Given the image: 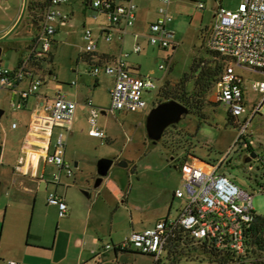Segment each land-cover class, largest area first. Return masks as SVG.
Wrapping results in <instances>:
<instances>
[{
	"label": "rangeland",
	"instance_id": "obj_1",
	"mask_svg": "<svg viewBox=\"0 0 264 264\" xmlns=\"http://www.w3.org/2000/svg\"><path fill=\"white\" fill-rule=\"evenodd\" d=\"M29 1L42 3L45 0H0L1 68L15 66L20 55L24 53V46L22 45L29 40V36L27 34L16 36V33L27 32L32 25L34 32L39 31L38 23L33 24L30 20L27 8ZM88 1L68 0V6L62 8L65 12L70 10L74 12L66 27L61 28L58 34L54 35L59 42L58 50H60L56 57L57 64L55 68L62 79L70 77L72 75L71 69L75 68L74 63L63 48L69 45L78 51L84 47L81 39L82 26L84 23L89 22L88 17L93 14L88 7ZM196 1H202L205 8L199 9ZM241 1L221 0L220 4L223 9L234 10ZM134 4L137 16L135 30L148 27L158 19V8L161 6L159 0H134ZM214 4V0L173 1L168 8V14L172 18L170 28L175 32L173 44L176 49L173 51L171 45L166 49L168 51L160 52L157 55L155 50L147 48L140 56H131L129 61L138 62L141 76H151L159 86L169 70L168 61L166 60L168 54L175 62L174 68L169 74V78L172 79L169 86L172 87L184 73L189 71L194 58L199 65L213 62L216 56L207 52L202 37L213 22ZM100 21H102L101 17L98 19V22ZM98 22L92 23L90 27L95 30ZM206 37L207 35L204 38L205 41ZM126 41V46L129 47L131 40L127 39ZM12 43H19V49H12ZM160 65L164 69L159 70ZM79 69L82 76L79 83L84 87L90 86L86 97L88 96V99L93 101L92 106L95 109L105 112V114L99 113L97 118V127L104 132L105 139L98 140L89 137L88 130L90 127L86 122L85 107L81 106L77 108L76 112V132L72 134L70 132L61 133L64 138L66 162L70 164L77 180L73 184L74 186L69 187V190L65 193V198L68 202L70 200L76 202L77 211L81 207L85 208V205L90 202L84 192L95 190L93 185L96 178L97 161L102 158L112 159L113 161L118 160V162L122 161L128 164V169L124 173L130 176V183L134 184V188L132 189L133 195L128 204L125 205L126 211L121 215L117 213L114 217V223H118L124 229V238H127L133 231L138 232L148 228L149 221L154 219L155 216L150 208L155 203L158 194L166 192L168 195L170 193L169 189H174L180 178L179 167L182 161L170 164V156L172 157L170 153H172V145H176L178 142V130L182 129L186 133L184 138L189 137L193 142L189 153L199 159L216 163L226 156L232 147V152L220 166L219 173L225 174L242 190L252 194L254 213L258 217L264 218V194L260 192L257 183L254 181L256 162L252 160L248 164L243 163V158L249 152L246 151L244 144L241 142L233 146L238 136V128L229 121L226 108L216 105L210 94L207 97L209 104L203 111L204 120L196 115L187 114L176 124V130L173 127H168L161 139L152 144L145 136V120L151 107H154V104L156 105L157 98L155 99V97L158 91L153 90L144 94L147 108L142 111L106 112L110 105L109 87L111 79L101 74L98 77V85L93 87L92 82L95 79L93 80L88 75L87 68L80 65ZM236 71L245 79L248 88L246 93L247 112L240 118V121H242L260 103L258 95L251 90V83L258 78L240 67H236ZM39 90L45 91L46 89L42 86ZM9 96L5 91L0 92V110L4 111V115L0 120V129L6 134V137L17 138L19 130H12L10 126L13 121H16L17 124L20 123L17 117L20 112L10 107V100L7 99ZM55 133L57 134V131ZM245 138L247 143L250 142L256 153L263 151L264 101L259 105L251 120ZM76 162L78 167L75 168L74 164ZM132 165L135 166L133 171H131ZM250 166L251 169H249ZM122 172L123 169L118 168L116 165L112 166L110 170V174ZM134 174L139 175V182L136 181L137 176L135 177ZM250 178L251 180H249ZM49 190H55V187L49 186ZM36 192L38 196L35 207L33 197L27 195L22 197L21 201L14 202L12 200L13 202H10L7 213L2 212L0 214V233L3 232L4 246L5 243L8 244L6 246L8 254L4 255L3 260H0V264H6L9 261H14L17 264H77L74 260L78 250L75 245L77 236L65 232L60 233L58 243L60 244L61 240L63 242L62 246L52 248L56 226L59 221L57 210L54 211L56 206L48 203L46 191L37 190ZM60 192H63V189ZM137 192L142 193L140 197L144 198L143 201L137 202L135 196ZM179 206V201L175 200L172 214ZM27 233L30 235L28 242L32 247H29V253L20 255L19 252L22 246L12 248L9 240L15 241L18 238L19 244L22 245V241L23 243L26 242ZM36 241L48 245L44 248L33 246L35 245L33 243H37ZM196 252V250H191L190 256H185V252L174 253L169 256L168 249H165L159 264H216L203 255H197ZM113 254L110 252L108 255L112 258ZM123 256L125 257L116 261L113 255V263L102 262V264H155L150 256L130 252L123 254ZM90 264H96V262H90ZM250 264L257 263L252 262Z\"/></svg>",
	"mask_w": 264,
	"mask_h": 264
},
{
	"label": "built area",
	"instance_id": "obj_2",
	"mask_svg": "<svg viewBox=\"0 0 264 264\" xmlns=\"http://www.w3.org/2000/svg\"><path fill=\"white\" fill-rule=\"evenodd\" d=\"M159 1L161 6L158 8V19L148 26L145 39L152 47L168 49L175 38V32L170 28L172 18L167 9L172 0ZM220 2L221 0H215L213 22L205 41L206 50L224 61V67L212 89V99L214 103L226 108L229 121L238 128L233 146L241 142L246 149L248 145L245 136L249 124L264 101V82H254L251 85V90L259 94L261 100L256 109L240 121L247 109L243 97V80L235 73L234 67L264 72V0H242L234 10L223 9ZM67 4L68 0H47L38 24V36L30 45L26 58L14 70L0 69V89H12L25 80L28 86L19 92L20 100L36 93L43 84L39 65L51 56L56 27L58 24L64 25L70 19L69 13L62 9ZM88 7L92 10L90 19L93 22L102 18L96 29L105 43L112 41L114 32L120 40L125 37L137 18L134 0H89ZM197 7L203 9V2H197ZM82 38L85 42L84 52L97 60L94 61L91 74L114 76L108 112L144 110L147 107L144 94L156 90L153 78L135 76L127 70L125 59L128 52L120 53L110 62L99 64L94 56L97 38L93 30L84 28ZM140 51L139 44L131 49L133 54ZM162 69L164 67L160 65L159 70ZM86 105L90 127L88 135L104 140V132L97 127V118L102 111L95 109L90 100H87ZM11 107L20 109L21 102L12 103ZM75 109L74 101L63 94H57L53 103L43 107V112L33 120L30 135L37 136L40 131L44 139L50 141L54 129L69 131ZM11 126L14 128L16 125ZM64 150L63 135L59 133L54 138L52 148L44 153L43 160L71 176L72 171L64 162ZM231 152L232 147L216 163L188 155L180 164V186L174 191V197L183 201L176 217L162 219L141 232H132L121 243L106 245L105 249L114 248L120 252L128 250L150 256L155 264L160 263L165 249H168L169 256L183 252L185 256H190L191 250H196L197 255H203L216 264L263 261L264 256L257 259L253 256L252 251L256 246L249 244L251 229L258 217L252 206L253 195L242 190L225 174L219 173L220 166ZM252 160L256 162L254 181L264 194V152L256 153ZM14 171L22 173L21 166H16ZM52 182L59 184V173L52 175ZM47 201L57 207L60 218L65 216L67 206L59 194L49 193Z\"/></svg>",
	"mask_w": 264,
	"mask_h": 264
},
{
	"label": "crops",
	"instance_id": "obj_3",
	"mask_svg": "<svg viewBox=\"0 0 264 264\" xmlns=\"http://www.w3.org/2000/svg\"><path fill=\"white\" fill-rule=\"evenodd\" d=\"M173 1L175 0H172L170 4ZM185 1H189V0H185ZM214 3H215V0H214ZM170 4H168L167 9L169 8ZM214 8H215V4L213 6V11H214ZM67 12L69 13L70 19L64 25H60V24L57 25L55 36L58 34L61 28L66 27V25L71 20L74 14L72 10L67 11ZM213 17H214V14H213ZM88 20H89L88 23L83 24L82 26L83 30L84 28H87V27L91 28L90 27L91 24L94 23L90 19V17H88ZM136 22H137V18H136L134 26L128 30V34L125 37H123L121 40L119 39L118 34L114 32L113 39L110 43H105L103 40V37L99 34L98 30L97 29L94 30L91 28L93 30L94 36L97 38V49H96L94 56L97 57L99 64L110 62L113 58L118 56L120 53L128 52L129 55L125 59L127 70L135 76H141L140 65L136 61L130 62L129 60L131 56H140L141 54L145 52L147 48H152L153 50H155L156 51L155 53L157 55L160 52L168 51L166 49H159L157 47L150 46L145 39V35L148 32V27H142V29L140 30H135ZM32 27L33 25L29 27V30L27 32L22 31V32L15 34L16 36L27 34V36H29V40L25 44L22 45L24 46V53L20 55L16 65L13 67L6 68V69L14 70L18 66V64L21 62V60L26 58V56L28 55V49L30 45L35 41L39 33V31L34 32ZM83 30H82V35H83ZM208 30L204 32L203 37H202L204 46H205L204 38L207 35ZM81 39L84 43V47L80 48L78 51L74 50V48L69 45L66 46V48H63L65 49L64 51L67 54V56L74 63V67H75L71 69L72 75L70 77L66 79L64 78L62 79L59 77V74L56 72V68H55V65L57 64L56 57L60 50H58L59 42L54 37L50 58L44 62H41L39 65V72H40L39 74L43 79V84L38 88L35 94L29 96L25 100H22V101L20 100L19 92L21 90L26 89V87L28 86V82L25 80L20 82L17 86H15L12 89H0V92L5 91L6 93H8V95H10L9 97H7V99L10 100V107L12 103L21 102L20 109H15L11 107L13 110L20 112L19 116H17L20 123L17 124L16 121L15 122L13 121L11 125L15 124L16 126L14 128L10 126L12 130H19V134L17 138H14L12 136L6 137V134H4V132H2V129H0V214L2 212L4 214L7 213L8 207L10 206V202L12 200H14V202L21 201L22 197L27 196V195H29V197H33V203L35 207L36 198L38 196L36 191L39 190L40 183L44 182L45 188L43 191L47 192V196L51 192H56L57 194L61 196L62 200L67 206L66 214L62 218L58 216L57 207L53 206L55 207L54 211L55 209L57 210V216L59 218V221L56 226V230H55L56 233L54 237V242L52 243V248H55L57 246H60V247L62 246L63 242L61 240H60V244L58 243V239H59L58 236L60 235V233L65 232L67 234H72L74 236H77L75 245H76V248H78V250H77L76 256L74 257V260L77 262V264H90V262H96V264H102V262L113 263V255H114V259L116 261H119L125 257L123 256V254L130 252V251H127V252L115 251L114 248L105 249L106 245L114 246V245L121 243L125 239L123 237L124 229L121 228L118 223H114V217L117 213L121 215L123 212L126 211L125 205L128 204L129 199L133 195L132 189L134 188V184L130 183V176L124 173V171L128 169V164L126 167H119L118 160H114L112 166L116 165L118 168L123 169V172L110 174V170L112 168L111 166L108 171L107 176L102 179L99 186L94 187L93 185V188L95 189L93 192H89V191L84 192V194L89 198L90 202L85 205V208L81 207L80 210L77 211L76 202H74V200H70V202H68L67 199L65 198V193L69 190V187L73 185L74 183H76L77 181L75 175L73 174V170L70 164L66 162V150L64 153V162L67 165H69L72 171L71 176H67L64 171L62 170L59 171L55 166L46 164L43 160L44 153L52 148L54 138L56 137V136L54 137V135L56 134V133L54 134L55 131H57L56 135H58L59 133H63V132H70L71 134L76 132V128H77L76 127L77 125L76 124V112L79 106L85 107L84 113L86 114V122L88 124V107L86 105V102L89 99H88V96L86 97V95L88 93L90 86L84 87L79 83V79L82 77L81 72L79 71L80 70L79 68H80V65H83L87 68L88 75L93 80L95 79L92 82L93 87L98 85V82H99L98 77L102 73L98 74L97 76H93L91 74V70L94 67V61H97V60L92 59V56H89L88 54L84 52L85 42L82 37ZM127 39L131 40L129 47L126 46ZM135 44H139L141 46V51L138 54L131 53V49ZM12 49L18 50L19 43H12ZM172 49L173 51L176 49V46L174 44H172ZM0 54H1V49H0ZM212 55H215V54H212ZM166 60L168 61L169 70L167 71L165 77L162 79V83L158 86L154 82L156 85V90L158 92L160 88H162L166 84L169 85V83L172 81V79L169 78V74L172 72L175 62L174 60H172V57L168 56V54L166 55ZM236 67L239 68L238 66L234 67L235 73L243 80V97H244V102L246 106V93L248 91V88H247L245 79L237 73ZM240 68H243V67H240ZM243 70H245L246 72L250 74L256 75V77L258 78V79H255L251 83V85L254 82H264V72L252 71L246 68H243ZM102 75H105L111 79V84L109 87V93H110V90L112 89L113 83H114V76L106 75V74H102ZM42 86L45 87L46 89L45 91L39 90ZM57 94H63L66 96L67 99L74 101L76 103V109H75L73 124H72L71 129L69 131H63L59 128L54 129L52 137L50 138V141L44 139L40 131L38 132V135L36 134L37 136L30 135L31 133L30 127H31L33 120L35 119L36 116H38L39 114H41V112H43V107L51 105L53 103V100ZM210 95L212 98V91ZM257 95L259 97L258 99L261 100L260 95L259 94ZM157 96L158 95L156 94L155 99L157 98ZM109 98H110V95H109ZM91 102L93 103V101ZM152 108L153 107H151V109ZM1 111H2V114H1L0 120L2 116L4 115V111L3 110ZM106 112H108V110ZM101 114H105V112L102 111ZM180 130L183 133V136L178 135L177 144L172 145V149H171L172 153H170L172 157L170 156V161H171L170 164L178 162L180 160L183 161L185 158H187L188 155H192L189 153V151L191 150L193 146L192 145L193 142L190 140L189 137H186L185 139L184 136L186 133L182 129H179L178 131ZM145 136H146V131H145ZM90 138H93V137H90ZM93 139H97V138H93ZM247 145H248L246 147L247 152L249 153L255 152L252 146L250 145V142H248ZM262 150L263 151L261 152H264V149ZM34 158L36 159L35 161H34ZM18 165L21 166L22 173H16L14 171V168ZM74 167L75 168L78 167L77 162L74 164ZM134 169H135V166L132 165L131 171H133ZM54 173H59V184L57 185L52 182V175ZM134 176L135 177L137 176L136 181L139 182L140 181L139 175L134 174ZM96 178H97V174H96ZM95 180H94V183H95ZM85 182L87 183L88 181L86 180ZM49 186L55 187V190L50 191ZM179 186H180V178L178 180V183L175 185L174 189H169L170 193L168 195L166 194V192L158 194L155 203L150 208L155 213V216H154V219L149 221L150 224L148 228H151L152 226L155 225L156 222L162 219L176 217L180 207L183 204L182 200H179L174 197V191L178 189ZM61 189H63V192H60ZM141 195L142 193L140 192L136 193L135 196H136L137 202H139L140 200L141 201L144 200L143 197H140ZM175 200L179 201L180 206L172 214L173 204ZM74 203H75V206H74ZM138 232H141V231H138ZM29 236H30L29 233H27L26 242L23 243L22 241L21 242L22 245L19 244L20 241L18 240V238L15 241L9 240L10 246L12 248H15V247L18 248V246H22L19 252L20 255H23V254L25 255L26 253H29L28 252L29 247H32L31 245H29V242H28ZM38 242L33 243L35 244L33 246H40L41 248H44V246L47 247L48 245V244L46 245V243H38ZM3 243H4L3 242V232H1L0 233V260H3L2 258L4 257V255L8 254V250L6 247L8 244L5 243V246H4ZM110 252L114 253L112 255V258L108 255ZM130 253H134V252H130ZM9 262H14V261H9ZM14 263L17 264L16 262Z\"/></svg>",
	"mask_w": 264,
	"mask_h": 264
},
{
	"label": "trees",
	"instance_id": "obj_4",
	"mask_svg": "<svg viewBox=\"0 0 264 264\" xmlns=\"http://www.w3.org/2000/svg\"><path fill=\"white\" fill-rule=\"evenodd\" d=\"M46 5L47 0L42 3L28 2L27 8L29 10L30 20L33 24H39ZM215 56L216 59L213 60V62L210 61L202 63L201 65L197 64L194 58L189 71L184 73L175 85L170 87L166 84L160 88L157 93L156 104L175 100L188 108V114L196 115L204 120L203 111L209 104L207 97L211 93L214 83L224 67L223 59L218 55ZM170 127H173L175 130L177 129L176 125ZM177 134L183 136L181 130L178 131ZM249 244L250 246H256L255 250L252 251L256 259L264 256V218H256L253 228L251 229ZM115 251L117 250L115 249ZM209 253L212 254V252ZM257 264H264V260Z\"/></svg>",
	"mask_w": 264,
	"mask_h": 264
},
{
	"label": "water",
	"instance_id": "obj_5",
	"mask_svg": "<svg viewBox=\"0 0 264 264\" xmlns=\"http://www.w3.org/2000/svg\"><path fill=\"white\" fill-rule=\"evenodd\" d=\"M2 111L0 110V117ZM188 114V108L180 104L175 100H169L156 104L148 113L145 121L146 138L153 144L157 143L164 131L179 123L183 116ZM255 152H250L248 156L243 158V163H249L251 159L255 158ZM113 164L112 159L102 158L96 163L97 178L94 183V187H98L102 179L107 176L110 167ZM119 167H126V162H119ZM45 183L41 182L39 190L43 191Z\"/></svg>",
	"mask_w": 264,
	"mask_h": 264
}]
</instances>
